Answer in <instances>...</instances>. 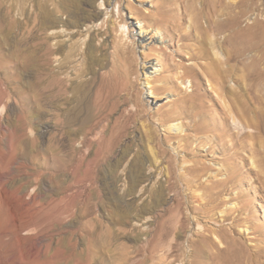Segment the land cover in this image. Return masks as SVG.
Here are the masks:
<instances>
[{
	"label": "rangeland",
	"instance_id": "obj_1",
	"mask_svg": "<svg viewBox=\"0 0 264 264\" xmlns=\"http://www.w3.org/2000/svg\"><path fill=\"white\" fill-rule=\"evenodd\" d=\"M92 1L0 0V264L211 263L226 243L212 236L196 258L178 233L180 175L196 162L206 185L234 173L208 219L217 228L220 211L246 206L222 226L241 260L264 264V0ZM140 28L155 41L131 38ZM212 73L261 126L238 155L213 138Z\"/></svg>",
	"mask_w": 264,
	"mask_h": 264
},
{
	"label": "bare ground",
	"instance_id": "obj_2",
	"mask_svg": "<svg viewBox=\"0 0 264 264\" xmlns=\"http://www.w3.org/2000/svg\"><path fill=\"white\" fill-rule=\"evenodd\" d=\"M93 2H96V1L93 0L88 5L91 6V8H94L95 10H97V9L99 10L100 5L94 6ZM99 2H102V1L99 0ZM107 2L109 4L110 0L109 1L107 0ZM259 26H261V24H259L258 26L256 25V27H258V29L260 28ZM142 30L143 29L140 28L138 32L132 31L130 33L131 38L136 39V36H137L143 45L146 42L155 41V37H153V36L147 37V34L143 33ZM210 42H211L210 46H211V50L213 51V55L217 59L219 57L223 56L221 51L219 49H217L218 47L216 45V42L215 43L212 42V37H210ZM153 67H154V65L151 66L150 69H153ZM209 67H211V65ZM150 69L147 68L146 70H148V71L145 72V68H143L145 75H147L148 73L151 74V72H149ZM192 71H193V69L188 70L187 72L191 73ZM211 75H212L213 83H214L213 84V90L217 95V99L222 104V109L220 111V113H221L220 114V120H222V123L220 124L219 127H217L219 129L218 133H216L214 131L215 134L213 135V138L215 140H218V139L222 140V143H221V146H222L221 151L222 152L223 151H230V152L234 153L235 155H238V154H240V152H239L240 148H242V146L244 147V145H243L244 141L243 140H245L249 137L251 138V137L255 136L261 130V126L256 122L247 121L248 119L246 120V118L244 119L242 117L243 115L242 116L240 115L238 109L235 106H233L234 104H231V103L227 104V102L225 101L226 96H223V94H224L223 92L225 91L224 80H222L221 77L216 76V73L215 74L212 73ZM148 85H149V83L146 82V86H148ZM232 87H233V85H232ZM150 91H151V89H150ZM150 94H153V92L151 91ZM147 103L150 106L151 102L149 100L147 101ZM228 120H231V124L233 126V129H231V126L227 124ZM214 126H216V125H214ZM207 127L210 128L209 126H205V127L203 126L200 128V130H204V128L208 129ZM166 128H167V131H169V132L175 131L177 133V132L182 131L181 125H179V124H170V125H167ZM220 140H219V142H220ZM228 142H232V144L230 143V145H228L227 144ZM183 144H185V143H183ZM244 144H245V142H244ZM245 146H247V145L245 144ZM234 154H232V155H234ZM163 169L165 170L164 181H167L171 177V167L169 165H167L166 167H163ZM223 169H224L223 167H220L217 170V172L212 176L213 181L212 182L209 181L211 183V185H206L207 184L206 182H204V183L200 182L201 178L208 172V170L210 171V168L203 163H199V162L193 163L190 167H188L186 169L187 170L186 176H183L182 174L180 175V180H181L180 183L183 184V187H181L182 188L181 192L184 196V197L182 196L183 200H185V202H186V200H187L186 196L188 194L187 192H189V193H191V197L193 199L197 200L196 203L198 202V205H195L192 207L190 205L186 206L187 202L185 203L184 201L179 204L180 217H179V221H178V233L184 239L185 242H188L189 244L194 246L193 252H194V255L196 258L200 257L198 255L202 253L201 251H203L201 249V251H200L201 253L199 252L200 246H203V245L208 244V243H210L213 246L215 245V241H213L212 236H215V238L217 240H219L220 242L226 243L225 245L227 247L217 250L216 256L211 261V263H206V264H213V263L214 264H246L244 261L245 259L243 258L244 260L243 259L241 260V257L239 256L240 250H238L235 247V244H237V242L235 243L236 240L234 241L233 239L228 237V235L225 233L226 232L225 229L222 226L224 222L229 221V220H232V223H230L232 226H235L236 224L240 223L241 218L238 219V217L240 215L244 214V212L249 211L246 208V206H237V204L233 203V204H230V206L228 208L226 207L225 210L220 211L219 212V214H220L219 219L220 220H219V225L217 228H214L211 226L213 219H208L209 217L213 218V216L215 215L214 212L218 208V204H215V202L217 201V198L223 189L222 187L226 183H231L235 179V175L233 173V174H229L225 180H217L219 173ZM227 170H228V168L224 169V171H227ZM138 176H139V174H138ZM153 177H155V176L151 172V170H147V172H145L143 177L140 176L139 180L136 177V179L139 181V183H140L139 185L144 184V187L149 189V187L152 186ZM201 191H205L206 193L200 194ZM133 197H134V201L133 200L132 201L135 202L137 196L134 195ZM234 213H237V215L234 218H231L232 215H234ZM140 220H139V222H140ZM247 220H248V218H247ZM144 224H146L145 221H143L142 225L144 226ZM216 226H217V224H216ZM143 228H145V227H143ZM168 235H169V227L167 226L166 223L162 222L154 232L153 248L156 249V245L160 241L165 239ZM136 240H137V238H136ZM242 256H244V255H242ZM196 258H195V260H196ZM79 259H77V261H78L77 264H80V262L81 263L84 262V261H81ZM199 259H201V258H199ZM252 262L253 261H251L250 263H247V264H251Z\"/></svg>",
	"mask_w": 264,
	"mask_h": 264
}]
</instances>
